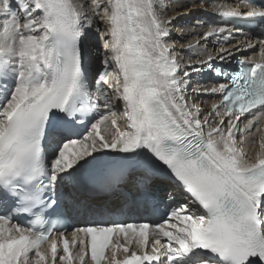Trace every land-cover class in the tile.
<instances>
[{"label": "snow or ice", "instance_id": "obj_1", "mask_svg": "<svg viewBox=\"0 0 264 264\" xmlns=\"http://www.w3.org/2000/svg\"><path fill=\"white\" fill-rule=\"evenodd\" d=\"M159 11L158 0H0V264H74L70 247L77 264H104L120 236L126 256L112 250L107 264H264V134L254 158L243 151L264 119V51L232 73L214 64L231 61L228 48L182 66L170 40L180 13ZM213 11L264 23L252 0ZM93 29L103 45L94 88ZM205 69L221 78L199 90L218 96L208 113L187 91ZM97 162L103 179L82 197L80 173ZM69 207L93 218L71 245ZM161 207V222L132 219Z\"/></svg>", "mask_w": 264, "mask_h": 264}, {"label": "bare ground", "instance_id": "obj_2", "mask_svg": "<svg viewBox=\"0 0 264 264\" xmlns=\"http://www.w3.org/2000/svg\"><path fill=\"white\" fill-rule=\"evenodd\" d=\"M207 4V8L194 7L195 4H200L201 0H158L160 5V17L166 19L171 16H175L180 13L178 18L174 20L173 27L171 28V41L174 43V51L177 54L182 66L187 67L189 57L193 59L197 58L200 54L205 53V50L211 52L214 56L220 54L221 48H228L234 52L233 56H240L241 58L258 59L260 56L256 53V47H259V51H264V37L258 35V31L254 33H247L230 28L227 26L218 13L213 11L214 6L217 5H232L242 4L241 0H204ZM17 0H13V8L16 9ZM186 6V7H185ZM167 9V11H164ZM244 10V9H242ZM199 22V23H198ZM99 24V22H97ZM100 31H103V25L100 24ZM210 26L223 27L224 31L221 33L213 34L207 40H202L201 37L209 30ZM199 41V44H197ZM100 42L103 52V45L101 42L100 32L95 29L89 32L87 41L85 42V50L87 55V64L89 72V80H91L92 73L96 72V68L103 67L100 63L102 56L97 55L96 45ZM196 45L195 52L188 49V45ZM244 45L239 51H236L234 45ZM251 45V46H250ZM100 60V61H99ZM219 62V60H215ZM97 69V70H99ZM191 71V69H190ZM217 81V80H216ZM215 78L205 69L202 72H191V87L188 88V94L193 95V89H197L196 106L203 112H211V105L216 101L215 96H205L203 92L199 90L212 86L215 82ZM93 84V88H94ZM107 87V86H105ZM113 104L118 102L113 100ZM122 110V106L121 109ZM118 124L123 127L122 121H118ZM243 127V125H242ZM109 128L111 132L115 129H111L109 122ZM260 128L264 130V119L254 122V127L251 134L245 138L243 145V151L249 156L254 158L255 153L259 150L260 136L264 134V131L258 132L256 129ZM103 134V133H102ZM97 162L93 166L99 165ZM164 183V182H163ZM166 184V183H165ZM82 218L84 216L82 215Z\"/></svg>", "mask_w": 264, "mask_h": 264}, {"label": "water", "instance_id": "obj_3", "mask_svg": "<svg viewBox=\"0 0 264 264\" xmlns=\"http://www.w3.org/2000/svg\"><path fill=\"white\" fill-rule=\"evenodd\" d=\"M97 173L98 172L97 170H95V168H88V169H85L83 172H81L79 177L91 176Z\"/></svg>", "mask_w": 264, "mask_h": 264}, {"label": "rangeland", "instance_id": "obj_4", "mask_svg": "<svg viewBox=\"0 0 264 264\" xmlns=\"http://www.w3.org/2000/svg\"><path fill=\"white\" fill-rule=\"evenodd\" d=\"M98 43V42H97ZM96 48L97 49H101V44H100V42L96 45ZM100 61V60H99ZM100 67V66H99ZM99 67L98 68H96L95 70H96V72H97V69H99ZM96 72H93L92 73V77H91V82H92V84H94V81H92V79H93V76L96 74Z\"/></svg>", "mask_w": 264, "mask_h": 264}]
</instances>
